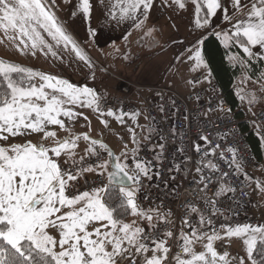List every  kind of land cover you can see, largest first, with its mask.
Masks as SVG:
<instances>
[{"label":"snow or ice","instance_id":"6c2138e0","mask_svg":"<svg viewBox=\"0 0 264 264\" xmlns=\"http://www.w3.org/2000/svg\"><path fill=\"white\" fill-rule=\"evenodd\" d=\"M64 2L67 4L71 0ZM98 2L106 9V14L102 13L101 17L117 25L126 20L136 21L139 16L147 19L154 4V0ZM187 2L171 0L180 9H184ZM190 2L195 6L197 28H209L211 18L222 10L224 19L232 28L216 35L227 43L238 45L248 60H264V55L259 54L264 50V0H230L231 10L223 7V0ZM55 6L56 0H0V32L3 33L0 44L7 41L5 47L11 45L21 54L31 55L40 51L56 56V49L67 50L80 61L90 64L64 27V22L56 16ZM92 11L91 0H77L72 16L80 15L90 21ZM142 24L143 20H140L135 26L139 28ZM89 33L96 35L92 28ZM203 43L202 39L198 40L190 50L192 54L188 58L195 61V68L206 66L200 50ZM232 59L242 65L246 63L242 57ZM37 78L39 84L35 82ZM258 78L264 79V75ZM97 101L98 97L90 87H79L67 79L0 57V141L7 142L9 137L26 133H43V139L54 141L52 146L31 141L0 144V264H137L133 259L136 255L143 257L140 264H166L170 252L166 246L167 238L173 233L167 231L162 234L163 238L157 234L153 216L167 221L170 213L145 211L136 201V192L142 187L141 178H152V162L139 158L135 130L129 129L132 142L137 145L131 150L134 167H130L126 162L129 159L127 145L117 156L101 140L92 139L87 133L73 134L66 127L65 118L73 120L79 115L73 111L74 106L94 107L99 111ZM254 101L255 96L249 103ZM106 115L115 116L119 122H123L124 116H130L135 122L139 113L116 115L109 109ZM102 123L107 127L106 121ZM49 126H58L69 135L58 139L56 131L48 130ZM201 139L207 140V137ZM81 140L87 142V156H96L99 160L102 151L107 153L108 159L89 162L85 167V157L81 156L79 161L75 159V149ZM158 147L161 151L157 159L164 152L165 145L161 143ZM196 150L200 151L198 145ZM227 151L232 153V163L239 170L236 150L229 148ZM212 152L214 154L215 149ZM62 155L67 157L64 161L67 167L59 161ZM220 155L223 158L224 153ZM205 167L219 170L211 161ZM93 172L100 176L107 174V183L101 182L91 191L73 194L72 182H78L85 173ZM205 179L208 178H202V183ZM257 187L264 191V185L257 183ZM233 191L222 184L215 196ZM207 203L212 206L211 214L215 215L218 201L209 199ZM64 209L66 211H62ZM191 211L196 213L198 209L193 207ZM129 213L147 220L152 232L146 233L135 221L123 222L122 217ZM183 223L190 231L181 232L180 252L174 257L176 264H264V225H222L221 235L211 227V219L206 220L202 214L199 226L190 225L187 219ZM201 227L210 231H201ZM224 238L240 239L245 256L233 257L228 251L219 250L214 242ZM197 243L202 244V251L195 250Z\"/></svg>","mask_w":264,"mask_h":264},{"label":"built area","instance_id":"2783aa9c","mask_svg":"<svg viewBox=\"0 0 264 264\" xmlns=\"http://www.w3.org/2000/svg\"><path fill=\"white\" fill-rule=\"evenodd\" d=\"M189 84L192 88L182 92L173 87L143 86L118 79L120 96L97 101L100 113L106 114L109 109L117 115L121 112L134 113L138 106L149 121L148 138L139 145L138 155L141 160L152 162V178H141L142 187L136 192V201L142 208L158 210L162 214L170 213L167 221L159 219L154 223L157 234L162 236L167 231L173 233L172 237L167 238L166 246L170 252L166 264H171L172 258L180 252L181 232L190 231L183 223L185 219L190 225L199 226L202 214L206 220L211 219V227L217 231L222 230V225L255 226L261 223L256 214L262 203L251 195L250 186L239 170L255 172L261 169L263 163L254 158L240 130V121L229 111L216 80L197 72L189 78ZM218 111L220 114H216ZM245 120L253 125L264 143V105ZM137 125L140 123L137 122ZM201 137H207V140ZM161 143L165 145V150L157 159L161 151L158 145ZM197 145L200 151L196 150ZM229 148L236 150L239 170L232 163V153L227 151ZM212 149H215L214 154ZM221 152L224 153L223 158ZM107 158V153L102 151L99 160L96 156H86L84 166ZM59 161L64 167L68 166ZM130 161L133 165L131 156ZM209 161L216 164L219 170L205 167ZM225 172L227 176L223 175ZM202 178L208 179L202 183ZM101 182L107 183L105 175L85 173L78 182H72L74 187L71 191L73 194L91 191ZM222 184L234 191L217 197L215 193ZM209 199L218 201L215 215L211 214L212 206L207 203ZM193 207L198 212L193 213ZM144 230L146 233L152 232L149 227ZM201 231L210 229L201 227ZM148 243L151 247V243ZM142 258V255L133 257L137 264Z\"/></svg>","mask_w":264,"mask_h":264},{"label":"crops","instance_id":"0c3cea01","mask_svg":"<svg viewBox=\"0 0 264 264\" xmlns=\"http://www.w3.org/2000/svg\"><path fill=\"white\" fill-rule=\"evenodd\" d=\"M91 2L93 11L90 21L80 15L72 16L77 0H71L67 4L64 0H56L53 9L86 54L90 64L80 61L74 53L62 49H56V56L40 51L36 55L21 54L14 46L5 47L7 41L0 44V57L38 72L67 79L76 86L90 87L95 91L98 100L120 96L118 79H126L143 86H168L186 92L192 88L189 78L193 74L185 75L182 72L194 61L188 58L192 54L190 50L205 35L229 32L232 28L224 19L225 13L222 10H218L216 16L211 18L209 28H197L195 6L190 3L180 9L171 0L167 3L164 0H154L147 19L139 16L136 21L126 20L117 25L114 21L109 23L101 17L102 13L106 14L104 5L98 0ZM223 7L231 10L230 0H223ZM140 20H143V24L137 28L135 25ZM90 28L95 30V36L90 35ZM0 38H3L2 32ZM219 38L224 45H229L222 37ZM259 54L264 55V50H260ZM203 71L207 72L205 67ZM243 93L240 90L238 95L245 105L249 98ZM219 112L216 114H220ZM134 113L143 112L137 106ZM80 157L81 155L76 160L79 161ZM171 264H176L174 258Z\"/></svg>","mask_w":264,"mask_h":264},{"label":"rangeland","instance_id":"374dc122","mask_svg":"<svg viewBox=\"0 0 264 264\" xmlns=\"http://www.w3.org/2000/svg\"><path fill=\"white\" fill-rule=\"evenodd\" d=\"M204 67L205 66L195 68V61H193L190 63L189 67H187V70L182 72V74L189 75L190 73H192L194 75V73L197 72H204ZM35 82L39 84L38 78ZM236 90L238 93H240V90H242L244 92L243 94H245L246 97L249 98L248 102H246L243 106V110L245 112V116L251 118L256 109H258L264 103V79H261L259 82H257V80H252L246 75L245 71L243 70L242 74L236 81ZM253 96H255V101L250 104L249 100ZM73 111L79 114L75 117V119L67 120L65 118L66 127L70 130L71 133L76 135L87 133L92 139L101 140L117 156H120L121 151L124 149V146L127 145L126 150L129 153V159L131 156V150L137 146L132 142V134L129 132V129L131 128L135 130L139 144L143 140V138L147 136V131L150 125L147 117L143 113H139L135 122L130 118V116H124L123 122H119L117 121L115 116H108L106 114L101 115L99 111L94 110V107L74 106ZM85 117H87V119H85ZM102 121L107 122V127H105V124L102 123ZM137 121L140 122V125H137ZM48 130L56 131L58 139H63L69 135V132L61 130L58 126H49ZM27 141H31L33 144L44 143L46 146H52L54 143L52 139H43V133H26L25 135L17 137H9L7 142L0 141V144H24ZM86 147L87 142L83 140L78 142V147L75 149V159H78L77 157L80 155L84 157L87 156L85 152ZM97 148H99V146H97ZM59 159L64 162L66 156L62 155ZM123 159L124 158L121 157V160ZM129 159L126 162L131 167ZM262 163L263 164L260 170L255 172L250 171V173L253 174V179L251 180V184L249 185L251 188V195L262 203L261 209L258 210L256 214V216L260 215L259 217L257 216V218L261 222L259 225H264V191L257 187V183H259L260 185H264V160L262 161ZM142 209H144L145 211L150 210L146 208ZM62 211H66V209ZM158 220V216L154 215L153 224ZM133 221H135V224L143 229L148 227L147 220L141 219L139 216H133L130 213L128 217L123 220V222L125 223H132ZM220 234L223 235L222 230L220 231ZM214 243L219 250L228 251L233 257L245 256L244 245L238 238H232L231 240L224 238L215 241ZM195 250L197 252L202 251V244L197 243L195 245Z\"/></svg>","mask_w":264,"mask_h":264},{"label":"trees","instance_id":"16d2710c","mask_svg":"<svg viewBox=\"0 0 264 264\" xmlns=\"http://www.w3.org/2000/svg\"><path fill=\"white\" fill-rule=\"evenodd\" d=\"M190 3V0H188L186 5ZM202 40L204 43L200 45V50L207 71L202 73L210 75L216 80L228 103L229 111L240 121V130L244 133L245 140L254 158L262 162L264 160V144L262 138L252 125L245 120L244 105L239 98V93L235 89V83L243 70L249 78L260 81L261 79L258 77L264 75V60H248L246 54L243 53L238 45H232L230 43L229 45H224L221 39L213 32L205 35ZM231 56L242 57L246 63L244 65L237 63L231 59ZM239 172L250 185L253 174L244 170H239ZM128 215L123 216L122 219L125 220ZM158 218L160 219V217Z\"/></svg>","mask_w":264,"mask_h":264},{"label":"water","instance_id":"95a60500","mask_svg":"<svg viewBox=\"0 0 264 264\" xmlns=\"http://www.w3.org/2000/svg\"><path fill=\"white\" fill-rule=\"evenodd\" d=\"M105 145V144H104ZM107 146V145H106ZM107 148L109 149V150H111L108 146H107ZM112 151V150H111ZM113 152V151H112Z\"/></svg>","mask_w":264,"mask_h":264}]
</instances>
